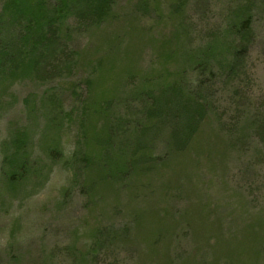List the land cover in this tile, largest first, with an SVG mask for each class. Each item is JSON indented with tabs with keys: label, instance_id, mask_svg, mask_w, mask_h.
<instances>
[{
	"label": "rangeland",
	"instance_id": "374dc122",
	"mask_svg": "<svg viewBox=\"0 0 264 264\" xmlns=\"http://www.w3.org/2000/svg\"><path fill=\"white\" fill-rule=\"evenodd\" d=\"M111 2L74 7L66 34L44 33L38 70L0 77V264H264V0H183L178 12L177 0ZM8 25L3 37H18ZM174 84L187 109L204 106L175 121L193 117L196 135L175 154V125L162 123L153 172H132L147 91ZM111 98L109 117L83 116ZM16 135L22 181L4 163Z\"/></svg>",
	"mask_w": 264,
	"mask_h": 264
},
{
	"label": "trees",
	"instance_id": "16d2710c",
	"mask_svg": "<svg viewBox=\"0 0 264 264\" xmlns=\"http://www.w3.org/2000/svg\"><path fill=\"white\" fill-rule=\"evenodd\" d=\"M82 2L84 3L81 6ZM50 3L51 4H49L47 0L4 1L1 8L0 19H3L4 15H7L8 19L6 20L7 23L3 20L0 21V28L3 25L7 26V24H9L8 28L12 31H15V27H17L16 29L17 32L19 31V36L14 37L13 35H11V37H3L4 33L1 34L2 32H0V70L2 73L0 75L1 79H3L4 75L9 73L12 74L11 77L17 75L15 73V70L19 68H23V72L30 73L35 72L34 68L38 70L40 61L45 58V56L43 57V54L46 53V49L49 48L48 43L45 41L47 37L43 36L44 33L54 26L58 28L57 32L66 34L68 32L67 18L69 17L74 7H76L78 10L81 9V7H85V4L87 5V9L90 11V13L94 15V13H97L95 9L96 6H99L102 3L106 4L107 7L110 6L112 2L111 0H54ZM144 4L145 3H140L138 5L140 10L146 8ZM183 4V0H177L175 5L172 4L173 6H171V8H173L175 12L182 11V8L184 6ZM250 7V4L244 6V8H246L244 14H247ZM247 16L248 15H245L244 17ZM248 18L249 17H247V20ZM237 26H239L238 30H245L246 28H248V22L245 21L242 23H235L234 27L236 28ZM11 27L14 29H12ZM233 49L235 50L233 52L234 55L237 56L238 51L236 52L237 49L233 47L230 48L227 53L231 54ZM11 63L15 65L13 67H16L17 65L19 66L13 68L10 66ZM50 70L51 69H49L48 71ZM2 71H4L5 73H3ZM179 94H181V91L177 87V84H174L170 88L161 91L159 94H157V96L152 95L151 90L147 91V96L153 106V109H148L151 111L147 112L148 115L145 116L146 120L144 121L143 129L136 127V132L139 134V136L135 137L136 139L134 138L135 140L130 143L131 153L129 159H124L125 161L123 163L128 167L130 171L137 172L139 170H144L145 172H153V166L155 162L159 160V158L150 153L149 149L153 144V138L156 134L158 135L161 130L162 123L164 122L171 121L175 125V128L172 129L170 135L172 151L175 154L183 151L185 148L191 145L196 135V132H194L196 121L192 119L193 117L188 118V120H186V127L181 128V130L176 129L175 121H179L181 116L180 114L186 112L187 110L190 111L191 114H198L197 116H199L205 109L203 105H197L196 103L193 104L196 105L195 107L189 105V108L187 109L186 106L178 101ZM91 103L95 105V107H92ZM112 105V98L107 100V102L104 101L103 103H99L95 100L92 101L90 99L89 106H87L86 110L82 111V113H85L87 110H92V115L97 117L104 116L105 118H107L109 117L108 110ZM86 115L87 114L85 113L83 116ZM153 129H156L155 134L151 132V130ZM16 136L17 137H15L13 141H10V145L14 146V148L7 144L8 142L5 144L6 146H3L7 151H11V149H14L13 152L11 151L10 155L8 154L9 156H12V158L7 157V160L4 163H9L10 160L11 163L13 162L16 165V163L18 162V169H20L23 173L21 172L20 175L19 173H17L16 176L11 173L12 175L8 177L10 181H12L11 179L22 181L26 177L24 170L30 171V168L28 166L29 160H22L17 156V152L20 149L23 150L24 148L25 139H22V135ZM144 140L148 141L147 143L144 142L146 145H144V143L142 142ZM101 144H103V142L98 141L97 145ZM9 146L11 148H9ZM19 154H21L20 151ZM91 155H84L83 161L85 162V166H88L90 164L92 158ZM118 159L123 160L121 157ZM29 164L31 165L32 163L29 162ZM110 173V165L106 167V165L103 164L102 169L99 172V178L101 180H106L109 177ZM7 174V172H4V177ZM7 183V186L12 185L11 182ZM91 184H93L92 181H89L87 188L91 187Z\"/></svg>",
	"mask_w": 264,
	"mask_h": 264
}]
</instances>
